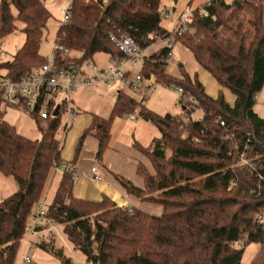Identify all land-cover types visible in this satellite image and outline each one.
I'll return each instance as SVG.
<instances>
[{"label": "trees", "instance_id": "obj_1", "mask_svg": "<svg viewBox=\"0 0 264 264\" xmlns=\"http://www.w3.org/2000/svg\"><path fill=\"white\" fill-rule=\"evenodd\" d=\"M73 1L70 19L57 34L66 46L80 50L82 58L99 52L120 57L112 33L129 35L143 48L176 34L162 25V0ZM259 1L209 0L194 8L187 28L174 36L222 87L216 97L187 72L181 78L166 71L169 41L145 57L142 73L147 78L154 73L164 85L183 88L182 112L160 116L141 110L162 133L145 150L155 172L141 164L145 183L140 187L116 179L142 201L161 204L162 214L135 207L130 211L108 196L79 198L70 172L63 174L48 219L64 226L87 264H241L247 244L257 242L259 253L264 250V117L254 109L264 88V0ZM51 17L43 0H0V39L15 30L17 20L26 34L22 48L2 65L11 77L46 62L40 46ZM223 88L233 92L234 104L226 101ZM115 104L108 118L92 114L78 150L86 134L95 131L100 155L114 118L138 103L120 91ZM197 109H202L198 118ZM4 113L0 108V173L18 187L0 199V264H14L33 208L61 161V118L33 117L42 138L31 139L18 133ZM243 156L248 163L241 164ZM234 175L238 181L232 185ZM46 237L38 242L41 248L63 264H74L56 248L53 237ZM251 264H264V256L258 262L257 254Z\"/></svg>", "mask_w": 264, "mask_h": 264}, {"label": "rangeland", "instance_id": "obj_2", "mask_svg": "<svg viewBox=\"0 0 264 264\" xmlns=\"http://www.w3.org/2000/svg\"><path fill=\"white\" fill-rule=\"evenodd\" d=\"M207 1L209 0H162V13L168 12L170 14L169 17H163L162 25L166 28L173 29V27H175L174 22L179 16L180 10L188 5L194 9L198 7L196 5L199 3H205ZM43 2L46 3L52 16L45 28V35L40 46L42 56L46 57L51 51L52 43L58 33V28L63 24L62 22H64V14L61 9L68 5V1L43 0ZM255 2L260 4L259 0H255ZM262 7L264 10V3ZM174 8H176V11L173 10ZM13 11L15 13L16 9L13 8ZM250 35L251 33H249V36ZM25 40L26 34L23 32V23L17 20L15 30L0 39V74L7 72L6 68L2 67V65L15 57L16 53L25 43ZM186 53L191 56L190 53ZM108 57V53L103 52L94 55L98 66L101 68L108 65ZM179 58L177 52L173 51L170 61H168L170 67L174 66V69L177 70L181 64ZM185 65L188 66L191 65V63L187 61ZM166 71L176 76L170 73L167 67ZM183 71L186 72L184 68L181 69V72ZM201 71L203 72V81L209 94L216 97L221 86L204 68H202ZM157 82L160 83L156 86L157 90L152 94H148L147 98L142 94L148 92L147 86H143L142 91H137V93H133L130 89L122 90L123 93L127 94V96H131L139 105L135 104L136 106L134 105L135 107L133 106V109L129 108L125 110V113L123 112V115L114 118L111 138L106 147L101 148L102 151L100 155L99 141L95 135V131H90L86 134L83 145L78 150L79 139L81 134L87 130V127L91 124L93 113L103 118L111 116L116 105L115 102L117 91L119 90V83H114L112 88H106L100 84H92V86L81 87L77 92L70 93L72 105L78 110L77 121L71 125L66 132L58 130L57 136L61 141V150L63 151L61 161H69L75 164L77 160V173L79 177L74 180V172L69 171L74 182V193L76 191L77 194L80 193L87 197V199L95 200L102 198L101 192H106L104 189H109L112 194H116L121 205H126L132 202L130 197L132 195L128 194L127 190L124 192L121 188L122 186H119L118 183L115 182V180H117L115 178L118 176L129 179L140 187L144 186L145 183L144 178L139 174V166L141 164L146 166L150 173L154 174L155 165L152 163L150 156L145 150L150 149L154 139L161 137L162 133L154 121L148 120L142 115L141 110L146 109L152 114L160 116H164L168 113L177 115L182 112L183 106V103L180 102V94L174 88L164 85L163 81L157 80ZM145 84H148V82L146 81ZM224 95L226 101H229L231 104L235 103V95L230 89H224ZM256 100L257 102L254 109L259 115L264 117V88L258 93ZM5 107L6 111L4 113V118L16 127L18 133L20 132L31 139L42 138L38 129V124L29 112L15 109L10 106ZM132 114L135 116L134 119H130V115ZM201 115L202 109H197L194 116L198 118ZM43 124L46 126L45 123ZM170 154L171 151H169V155ZM74 158H76V160ZM94 166L99 168L104 179L103 181L93 179L92 168ZM65 171L57 170L56 167L52 169L46 188L40 195V199H38L36 204L45 202L47 206H49L54 198L60 176L61 174H65ZM119 184L121 183L119 182ZM17 187V183L14 182L12 177L4 176L0 173V199L14 192ZM141 201L137 202L139 208L142 206L140 203ZM148 207L150 208L148 213L152 215H160L164 210L162 205L156 202L148 204ZM35 208L36 205L33 208V212ZM159 210H161L160 213L158 212ZM31 221L32 215L28 219V228L25 235L22 237L14 264H63L58 256L47 252L38 245L41 237H39L38 234L32 235V231L29 227ZM56 226L57 228L52 231V235H48L46 239L49 240L50 237H53L56 248L63 249L64 255L70 257L72 263L87 264L86 255L74 247L73 243L64 232V226L59 224H56ZM30 240H32V246L30 245ZM260 246L261 245L257 242L247 244L241 264H251L257 254L258 262H262L264 250L262 253H259V249H261ZM25 256H29L31 261L27 263L25 261Z\"/></svg>", "mask_w": 264, "mask_h": 264}, {"label": "built area", "instance_id": "obj_3", "mask_svg": "<svg viewBox=\"0 0 264 264\" xmlns=\"http://www.w3.org/2000/svg\"><path fill=\"white\" fill-rule=\"evenodd\" d=\"M67 1L68 5L61 9L64 14V22L62 23L70 19L69 15L74 4L73 0ZM193 10L188 5L181 11L178 19V29L175 31L176 34L180 35L187 28V24L193 15ZM169 15L168 12L162 14L163 17H168ZM175 35H172L169 41L171 43L169 45L171 52L167 56L169 61L175 46ZM110 40L118 48L120 57L108 54V65L101 68L98 66L94 56L82 58L83 54L81 51H75L66 46L62 38L57 34L49 55L45 57L46 62L44 64L32 68V70L17 79L11 77L7 72L0 74L1 110L6 111L5 106H10L15 109L25 110L32 117L36 116L42 120L47 119L49 116L60 117L59 130L66 132L74 124L78 115L77 108L72 105L70 93L77 92L81 87L100 84L106 88H112L114 83H119L117 92L130 89L133 93H137V91H142V87H145V82L147 81L148 92L142 93L147 98L148 94H152L157 90L156 86L159 84L154 73H151L148 78L142 73L145 57L152 53L154 45L149 48H143L136 39L125 34L117 35L112 33ZM174 89L182 96L183 88ZM189 100H192L191 97H189ZM58 106H60L59 114L54 115ZM130 118L134 119L135 116L132 114ZM220 121L222 125L225 124L223 120ZM242 160L241 164L249 162L245 156L242 157ZM55 166L57 170L73 171L74 180L79 177L77 173L78 166L72 162H59ZM92 173L94 179L103 180V176L97 166L92 168ZM234 176L231 182L232 185L238 181V177ZM124 207L130 211L133 210L131 206ZM48 212V206L45 202L36 204L29 226L32 235L38 234L40 237H46L57 228L55 222L48 219ZM29 242L32 246V240ZM25 261L28 263L31 258L25 256Z\"/></svg>", "mask_w": 264, "mask_h": 264}, {"label": "crops", "instance_id": "obj_4", "mask_svg": "<svg viewBox=\"0 0 264 264\" xmlns=\"http://www.w3.org/2000/svg\"><path fill=\"white\" fill-rule=\"evenodd\" d=\"M208 2V1H207ZM206 3V2H205ZM192 4V3H191ZM202 4H204V2H201V3H199L198 5H196V6H201ZM193 6V5H192ZM194 7V6H193ZM174 11H176V8H174L173 9ZM183 10V9H182ZM182 10H180V13H181V11ZM179 16H180V14H179ZM179 16L176 18V21L174 22L175 23V27H173V29H169V30H172V31H176L178 28V25H179V22H178V19H179ZM169 17V16H168ZM168 41H170V38L168 39V40H165V41H157L156 42V44H154V46H153V49H158L159 47H162V46H164V45H166V43L168 42ZM174 43H175V47H174V52H177V54L179 55V60L181 61V64H180V66H179V68H177V70L176 69H174L175 67L174 66H171L170 67V64H168L167 65V68H168V71L170 72V73H173L174 75H176L177 77H181L182 78V76H183V72H181V69L182 68H184L185 70H186V72H188V74H189V76L191 77V79L192 80H195V79H199L203 84H204V86H205V83H204V81H203V76H202V66L200 65V63L197 61V59L193 56V54L191 53V51H189L185 46H184V44H182L181 42H176V41H174ZM158 46V47H157ZM186 52H188V53H190V55L191 56H189ZM187 63V61L188 62H190L191 63V65H185V62ZM187 66V67H186ZM206 70V69H205ZM207 71V70H206ZM208 72V71H207ZM210 73V72H209ZM211 74V73H210ZM212 75V74H211ZM213 76V75H212ZM214 77V76H213ZM216 80V79H215ZM217 81V80H216ZM218 83V82H217ZM160 84V83H159ZM145 86H147V84H145ZM168 86V85H167ZM206 87V86H205ZM207 88V87H206ZM222 88V87H221ZM220 88V89H221ZM220 89L218 90V93H219V91H220ZM224 89H226V88H223L222 90L224 91ZM207 92H208V90H207ZM209 93V92H208ZM213 96V95H212ZM226 99V98H225ZM178 115V114H177ZM102 117V116H101ZM77 119V118H76ZM131 119V118H130ZM91 120H92V118H91ZM77 121V120H76ZM75 121V122H76ZM74 122V123H75ZM92 123V122H91ZM90 126V125H89ZM88 126V127H89ZM87 127V128H88ZM113 128V127H112ZM86 129V128H85ZM112 131V130H111ZM75 160H76V158H74ZM62 162V161H61ZM76 165H77V160H76V163H75ZM93 174V173H92ZM94 176V175H93ZM62 177H63V175L61 174V176H60V179H59V183H58V186H59V184H60V180L62 179ZM115 178V177H114ZM94 179V178H93ZM116 179V178H115ZM94 180H96V179H94ZM104 180V179H103ZM103 180H97V181H103ZM118 180V179H117ZM117 180H115V182H117L118 183V185L119 186H122L121 184H119V180L117 181ZM58 188V187H57ZM123 190H124V192H125V190H126V188H124L123 186L121 187ZM104 190H106V192L105 191H102L101 193H102V198L104 197V196H108L109 198L111 197L112 199H114L115 201H117L118 202V204H120L119 203V201H118V199H117V196H116V194H112L111 192H110V190L109 189H104ZM73 191H74V187H73ZM128 193V192H127ZM77 197H81V198H84V199H87V197H85V196H83L82 194H80V193H76V191H75V193H74ZM128 194H130V193H128ZM130 195H132V196H130L131 197V200H132V202H130V204H124L123 206H131V207H135V208H139L138 207V204H137V202L138 201H141V199H139L136 195H134V194H130ZM122 196H124V195H122ZM121 196V197H122ZM101 198V199H102ZM101 199H95V200H101ZM90 200V199H89ZM141 204H142V206L139 208V209H142V210H144V211H146V212H148L149 211V207H148V204H153V203H150V202H147V201H141L140 202ZM121 205V204H120ZM163 208V207H162ZM164 209V208H163ZM159 213L161 212V210H159L158 211Z\"/></svg>", "mask_w": 264, "mask_h": 264}, {"label": "water", "instance_id": "obj_5", "mask_svg": "<svg viewBox=\"0 0 264 264\" xmlns=\"http://www.w3.org/2000/svg\"><path fill=\"white\" fill-rule=\"evenodd\" d=\"M59 111H60V106H58L54 112V115H58L59 114Z\"/></svg>", "mask_w": 264, "mask_h": 264}]
</instances>
